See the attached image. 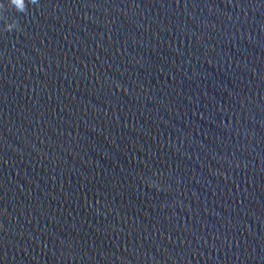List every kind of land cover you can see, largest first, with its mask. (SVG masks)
I'll list each match as a JSON object with an SVG mask.
<instances>
[{"label":"clouds","instance_id":"1","mask_svg":"<svg viewBox=\"0 0 264 264\" xmlns=\"http://www.w3.org/2000/svg\"><path fill=\"white\" fill-rule=\"evenodd\" d=\"M38 4V0H8L7 5L0 3V20L5 22V31L11 32L13 29L19 31L20 26L17 19H12L9 23L7 17L4 15V10H14L21 14H27L29 5Z\"/></svg>","mask_w":264,"mask_h":264}]
</instances>
